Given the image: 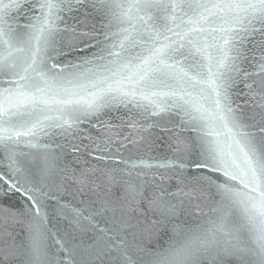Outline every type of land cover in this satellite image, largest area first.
<instances>
[{
  "label": "snow or ice",
  "instance_id": "obj_1",
  "mask_svg": "<svg viewBox=\"0 0 264 264\" xmlns=\"http://www.w3.org/2000/svg\"><path fill=\"white\" fill-rule=\"evenodd\" d=\"M0 264H264V0H0Z\"/></svg>",
  "mask_w": 264,
  "mask_h": 264
}]
</instances>
